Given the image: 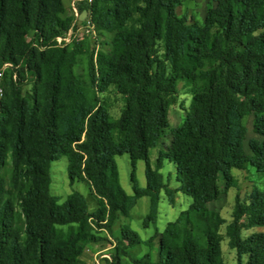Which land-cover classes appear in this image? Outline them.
Masks as SVG:
<instances>
[{"label": "trees", "instance_id": "16d2710c", "mask_svg": "<svg viewBox=\"0 0 264 264\" xmlns=\"http://www.w3.org/2000/svg\"><path fill=\"white\" fill-rule=\"evenodd\" d=\"M179 1L87 0L78 8L89 13L96 29L114 33L109 54L97 53L91 71L99 91L113 85L124 98L119 116L112 118L96 99L87 103L76 87L73 52L38 54L24 39L31 32L45 47L58 38L64 28L61 0H0V64L29 69L39 81L27 98L19 91L2 92L0 264H78L94 240L92 224L109 231L138 198H150L143 227L153 224L161 189L192 202L153 236L156 260L146 254L131 264H225L219 234L224 221L207 204L219 196V175L229 180L231 169L246 164L264 174V0H214L203 26L176 16ZM179 82L189 86L191 99L184 122L169 129L162 153L174 166L177 186L171 190L151 169L149 155L169 127L167 110ZM247 115L259 137L248 141L250 155L243 150ZM123 154L132 195L121 188L114 162ZM63 156L69 159V183L79 177L90 186L98 201L95 211L77 191L61 204L50 193V164ZM137 161L144 163L142 188L132 177ZM259 226H264V193L256 192L248 204L236 198L226 226L236 264L244 254L245 264H264V233L240 235ZM119 243L122 249L111 255V264H121L125 249L140 239L125 227Z\"/></svg>", "mask_w": 264, "mask_h": 264}, {"label": "rangeland", "instance_id": "374dc122", "mask_svg": "<svg viewBox=\"0 0 264 264\" xmlns=\"http://www.w3.org/2000/svg\"><path fill=\"white\" fill-rule=\"evenodd\" d=\"M62 13L59 18L64 24V28L57 35H69L74 37L65 45L59 46L54 39L48 41V45L40 47L33 40L32 33L29 32L24 36L26 41L33 42L37 53H48L50 50L65 49L66 54L73 52L72 73L78 90L86 96L87 103L96 99L98 104L103 107L112 118H117L123 108L124 98L118 94L113 85H108L104 91H99L97 83L92 82L91 71L95 70V57L97 53L108 55L111 49V41L114 33L98 30L94 27V34H84V32H75L76 22L79 26L83 25L85 17H89V13L85 10L79 11L76 18L71 6L74 4L78 9L83 0H61ZM216 6L214 0H180L175 14L179 18H184L187 23H194L203 26L210 10ZM71 30V33L69 31ZM56 35V36H57ZM156 56L162 59L161 44L157 43ZM38 58V56L36 55ZM93 70V71H94ZM19 73H18V72ZM0 88L9 93L19 91L23 97L30 96L39 85V81L33 71L21 67H12L10 64H0ZM3 96V95H2ZM191 99L189 86L182 82L177 83V95L175 103L170 105L167 110L168 128L159 140L156 147L150 149L149 162L152 170L157 169L161 175L162 183L166 188L174 190L177 186L175 180L174 166L171 162L163 158L162 153L169 145V129L181 125L186 118V111ZM2 97L0 99V102ZM89 100V101H88ZM243 125L246 127L245 139L243 141V150L250 155L248 149V141L257 137L252 131V116L247 115L243 118ZM114 162L118 171V179L121 188L128 195H132L131 190V168L128 157L123 154L114 157ZM69 159L65 156L59 157L50 164L49 190L53 196L58 198V204L63 203L68 196L77 191L84 196L88 204L89 211L93 212L98 208V201L95 198L90 186L79 177H74L73 183H69L67 167ZM134 180L138 187L145 186L144 179V163L137 161L133 172ZM219 196L217 199L207 204L208 208L217 212L224 223L219 228L221 236L220 250L221 258L225 264H236V251L228 245L226 236V226L231 221V214L234 207L235 199L248 204L252 196L256 192L264 193V174L257 172L249 164L244 169H231L229 172V180L219 175L217 181ZM191 199L180 193L173 192L169 194L165 189L159 192V199L156 209L154 223H149L147 228L143 227V222L150 212V198L147 196L140 197L136 200L135 205L131 208L129 215L117 216L111 223L110 230L106 228H97L92 224L91 234L93 241L86 245L78 264H111V255L116 249L121 250L122 244L119 243L121 228H128L134 231L140 243L137 246L125 249L126 254L121 256V264H131L133 259H138L148 254L152 260L157 257V239H154L156 233H162L169 223L175 222L179 215L188 209ZM246 221V217H242L241 222ZM103 221L102 224H105ZM254 233H264V226L251 227L242 229L240 235L246 238ZM248 255L244 254L240 257V264H245Z\"/></svg>", "mask_w": 264, "mask_h": 264}, {"label": "built area", "instance_id": "2783aa9c", "mask_svg": "<svg viewBox=\"0 0 264 264\" xmlns=\"http://www.w3.org/2000/svg\"><path fill=\"white\" fill-rule=\"evenodd\" d=\"M83 1L87 3V0H83ZM71 8H72L74 14L76 15V18H78L79 13H78V9L76 8V6H74V4H73L71 6ZM94 27L95 26H94L91 18L90 17H85L83 25L79 26V24L76 22L75 32L77 33L79 31H81V32L83 31L84 34H89L90 33V34L93 35L94 34ZM74 35H75V33H74ZM74 35L73 36H66V35H63V34H62V36L58 35V38H54V41L57 44H60L59 46H62V45L67 44L69 42V40L74 37ZM0 76H1V73H0Z\"/></svg>", "mask_w": 264, "mask_h": 264}, {"label": "bare ground", "instance_id": "6f19581e", "mask_svg": "<svg viewBox=\"0 0 264 264\" xmlns=\"http://www.w3.org/2000/svg\"><path fill=\"white\" fill-rule=\"evenodd\" d=\"M69 33H71V30L69 31ZM69 36V35H67ZM1 81V80H0ZM2 97V89L0 88V98Z\"/></svg>", "mask_w": 264, "mask_h": 264}]
</instances>
